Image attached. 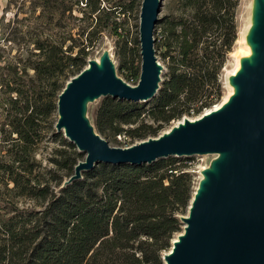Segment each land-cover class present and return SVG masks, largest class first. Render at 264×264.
<instances>
[{"label":"trees","instance_id":"obj_1","mask_svg":"<svg viewBox=\"0 0 264 264\" xmlns=\"http://www.w3.org/2000/svg\"><path fill=\"white\" fill-rule=\"evenodd\" d=\"M140 3L31 0V49L12 66L0 64V264H163L162 254L181 232L191 176L175 158L138 166L99 163L68 180L82 160L68 143L71 156L55 162L66 179L48 173L58 181L56 191L34 173L36 147L55 134L57 96L85 67L91 36L110 27L100 16H124ZM236 4L181 0L179 14L159 21L153 44L161 50L164 79L145 105L103 98L92 111L101 138L118 136L129 147L218 102L216 74L236 40ZM138 75L126 79L134 86ZM18 199L33 200L38 209H19Z\"/></svg>","mask_w":264,"mask_h":264},{"label":"water","instance_id":"obj_2","mask_svg":"<svg viewBox=\"0 0 264 264\" xmlns=\"http://www.w3.org/2000/svg\"><path fill=\"white\" fill-rule=\"evenodd\" d=\"M249 41L254 55L230 78L235 94L217 111L184 119L168 132L129 147H110L83 117L86 100L109 97L131 103L150 100L158 89L160 66L153 51V29L161 0H141L136 85L114 76L106 54L86 62L57 96L54 124L82 160L68 180L99 163L150 164L167 157L219 154L213 170L192 196L182 233L162 254L163 264H264V0H256Z\"/></svg>","mask_w":264,"mask_h":264},{"label":"rangeland","instance_id":"obj_3","mask_svg":"<svg viewBox=\"0 0 264 264\" xmlns=\"http://www.w3.org/2000/svg\"><path fill=\"white\" fill-rule=\"evenodd\" d=\"M110 1L111 0H103L104 6L107 7L108 5L106 3ZM30 8L31 0H0L1 65L12 66L18 59L24 60L27 57L28 52L31 49V46L27 43V26H29L32 22V16L29 14ZM139 8L140 7L133 9L124 16L115 14L104 15V13L100 16L101 22L105 19L107 24H110V27L108 26L105 29H100L97 34L91 36V44L87 49L85 67L87 61H99V58L106 54L111 62L114 76L123 83L133 86L127 81L126 75H133L136 71H138L139 74ZM180 11L181 0H161L160 10L157 15L158 22L153 29V39L158 38V35L160 34L161 25L159 24V21H162L164 18H168L170 16H175L179 14ZM255 11L256 0H237L234 10L236 40L234 41L231 52L227 55L224 64L217 70L216 74V81L221 89V97L219 101L211 105L209 108L201 110V112L197 115H182L178 120L171 121L158 133L157 137L169 131L172 127L184 119H197L204 112L221 103L223 99L230 94V89L232 87L230 78L232 77L233 72L237 69V64L243 61H250L249 57L246 58V56H243L242 54H247V51L250 50L251 43L249 41V36L254 26ZM75 16L81 17V14L79 12H75ZM112 16H116V18H112ZM107 17L110 20L107 21ZM113 20L116 23L115 25L112 23ZM76 23L80 26L83 24L82 22ZM153 51L156 64L161 68L158 82L159 88L161 81L164 79L166 68L161 57V50L154 47V44ZM103 98L104 97H98L96 99L86 100L83 104V117L92 128L93 133L97 134L100 138L101 136L96 132L92 125V111L98 106ZM148 102L149 100L143 104H148ZM56 119L57 115L55 113L52 115L51 120L55 122ZM145 122L151 124L152 126H156L155 123H151L149 120H145ZM52 129L55 134L53 135V133H47L44 140L38 144L35 149L34 158L38 164V168L34 173L37 174L38 180L41 184L47 185L50 189L56 191V182L60 180L64 182L66 178H64L65 171L58 169L55 162L61 161L66 157H70L72 150L67 146L69 142L64 138L63 133L56 132L54 125L52 126ZM104 141L110 147L124 148L123 144H121V137L116 136L114 140L109 139ZM137 142L139 141H135L133 144ZM74 151L77 152L75 147ZM219 158V154H202L175 158L177 164L185 166L191 176L192 196L204 180L203 173L205 171L213 170V164ZM48 173H53L55 175L54 178L58 179V181L54 180L52 177L50 178V174ZM15 203L19 209H38L33 200L18 199ZM186 214L187 210L184 216H186ZM181 233L182 230L177 233L175 238Z\"/></svg>","mask_w":264,"mask_h":264},{"label":"bare ground","instance_id":"obj_4","mask_svg":"<svg viewBox=\"0 0 264 264\" xmlns=\"http://www.w3.org/2000/svg\"><path fill=\"white\" fill-rule=\"evenodd\" d=\"M257 5V4H256ZM255 19H256V11H255V17H254V23H255ZM248 49V48H247ZM249 50V49H248ZM248 53L247 54H242L243 56H246V58L247 57H249V58H251L253 55H254V53L252 52V45L250 44V50L249 51H247ZM249 60V59H248ZM95 63L99 66V63H100V61H95ZM237 69L233 72V74H232V77L233 76H235L237 73H239L240 72V70H241V67H240V63L239 64H237ZM235 94V86L233 85L232 87H231V89H230V94L228 95V96H226L224 99H223V101L221 102V103H219L218 105H215L213 108H211V109H209V110H207L206 112H204L202 115H206V114H208L209 112H211V111H217V110H219L223 105H225L228 101H229V99L233 96ZM201 115V116H202ZM201 116H199L198 118H200ZM197 118V119H198ZM187 120H190V121H193L192 119H187ZM182 122V121H181ZM180 123V122H179ZM178 123V124H179ZM168 132V131H167ZM166 133V132H165ZM195 194V193H194ZM175 240H176V238H175Z\"/></svg>","mask_w":264,"mask_h":264}]
</instances>
